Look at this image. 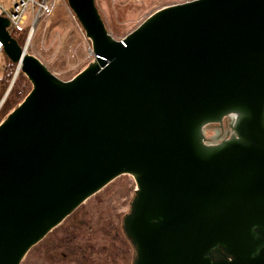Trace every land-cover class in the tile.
Wrapping results in <instances>:
<instances>
[{
  "label": "water",
  "instance_id": "water-1",
  "mask_svg": "<svg viewBox=\"0 0 264 264\" xmlns=\"http://www.w3.org/2000/svg\"><path fill=\"white\" fill-rule=\"evenodd\" d=\"M66 1L94 55L68 82L26 51L37 20L20 47L0 16L17 66L1 103L19 70L31 83L0 123V264L122 175L133 264H264V0L166 7L119 41L94 0ZM229 114L235 136L206 143ZM218 246L231 260L212 259Z\"/></svg>",
  "mask_w": 264,
  "mask_h": 264
},
{
  "label": "rangeland",
  "instance_id": "rangeland-1",
  "mask_svg": "<svg viewBox=\"0 0 264 264\" xmlns=\"http://www.w3.org/2000/svg\"><path fill=\"white\" fill-rule=\"evenodd\" d=\"M190 1L193 0H94V3L106 30L115 41H119L135 31L155 12ZM0 2L9 8V2L4 0H0ZM26 15L28 22L31 23V7ZM27 49L31 50V52H27L28 54L37 58L52 75L62 82L72 80L94 62L92 44L68 7L66 0H56L53 13L36 22ZM3 64L4 55L2 53L0 55V78ZM6 117L0 122L4 121ZM204 133L206 137H212L214 131L205 129ZM112 182L101 190L102 193H105L100 197V200L104 202L105 208H108L112 218L119 223L123 230L124 217L129 214L131 203L135 197V181L131 175H122ZM95 200L90 203L85 201L82 205L90 209L93 207L90 206L92 203L96 204ZM101 206L103 208L101 213L104 215L106 211H104L103 204ZM134 259L135 250L132 264ZM20 264L52 263L31 253L26 254Z\"/></svg>",
  "mask_w": 264,
  "mask_h": 264
},
{
  "label": "trees",
  "instance_id": "trees-1",
  "mask_svg": "<svg viewBox=\"0 0 264 264\" xmlns=\"http://www.w3.org/2000/svg\"><path fill=\"white\" fill-rule=\"evenodd\" d=\"M30 25L27 21L22 26L9 30L20 47L26 41ZM27 52L31 50L27 49ZM16 67L4 55L0 100L13 80ZM30 90L31 83L19 70L0 107V121L23 101ZM103 193L100 191L93 198H89L88 203L96 199V204L90 205L92 208L87 209L81 205L27 254H37L52 264H132L134 247L100 200ZM100 204H103L106 211L104 215L101 213L103 208Z\"/></svg>",
  "mask_w": 264,
  "mask_h": 264
},
{
  "label": "built area",
  "instance_id": "built-area-1",
  "mask_svg": "<svg viewBox=\"0 0 264 264\" xmlns=\"http://www.w3.org/2000/svg\"><path fill=\"white\" fill-rule=\"evenodd\" d=\"M9 2V8H6L0 2V16L9 22V30L22 26L28 21L26 12L31 7V24L41 18L49 17L55 8L56 0H4ZM2 45L0 43V55L2 54ZM2 103L0 101V107ZM1 123V122H0Z\"/></svg>",
  "mask_w": 264,
  "mask_h": 264
},
{
  "label": "flooded vegetation",
  "instance_id": "flooded-vegetation-1",
  "mask_svg": "<svg viewBox=\"0 0 264 264\" xmlns=\"http://www.w3.org/2000/svg\"><path fill=\"white\" fill-rule=\"evenodd\" d=\"M236 121V115L229 114L227 116H224L220 122L216 123H210L204 126L205 128L213 125L214 126V134L212 137L205 138V133H203L205 142L210 145H218L220 143H223L225 141L231 140L235 136L233 131V126ZM212 259L214 261H223V260H231V256L228 254V252L223 248L218 246L212 251Z\"/></svg>",
  "mask_w": 264,
  "mask_h": 264
},
{
  "label": "bare ground",
  "instance_id": "bare-ground-1",
  "mask_svg": "<svg viewBox=\"0 0 264 264\" xmlns=\"http://www.w3.org/2000/svg\"><path fill=\"white\" fill-rule=\"evenodd\" d=\"M33 33V32H32ZM32 33H31V35H30V38H29V40H28V43H29V41H30V39H31V37H32ZM28 46V45H27Z\"/></svg>",
  "mask_w": 264,
  "mask_h": 264
}]
</instances>
